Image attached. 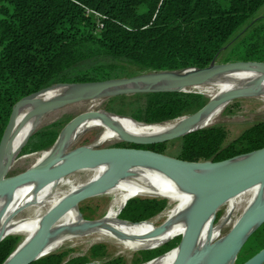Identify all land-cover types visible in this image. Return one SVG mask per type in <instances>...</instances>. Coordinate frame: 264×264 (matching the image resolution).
Instances as JSON below:
<instances>
[{"label": "trees", "instance_id": "trees-1", "mask_svg": "<svg viewBox=\"0 0 264 264\" xmlns=\"http://www.w3.org/2000/svg\"><path fill=\"white\" fill-rule=\"evenodd\" d=\"M263 6L264 0H0V144L14 106L52 85L205 68L215 58L222 63L264 62V17H257ZM127 65L135 69L133 74L126 73ZM190 91L112 96L120 102L112 111L146 124L169 123L209 102ZM234 111L230 104L223 114ZM34 135L24 149H18L20 155L38 150L37 145H51L56 134L47 128ZM226 135L221 124L192 131L178 138L174 157L226 161L252 153L264 147V120L228 144ZM113 146L164 154L167 143L121 141ZM167 207V199L133 197L118 218L146 224ZM21 241L16 235L0 241V264ZM171 242L142 251L135 264L179 245ZM247 245H257V251L264 248V224L249 236ZM104 252V245L97 244L90 257L53 252L30 264H86L102 261ZM102 262L124 264L119 258Z\"/></svg>", "mask_w": 264, "mask_h": 264}, {"label": "water", "instance_id": "water-1", "mask_svg": "<svg viewBox=\"0 0 264 264\" xmlns=\"http://www.w3.org/2000/svg\"><path fill=\"white\" fill-rule=\"evenodd\" d=\"M250 66L264 67V62L229 61L228 63H218L215 58L209 66L205 68L151 71L127 77L108 78L103 81L52 85L37 93L26 96V98L21 99V101L14 106L9 119L10 122L1 139L0 157L17 130H19L29 118L35 115L45 116L53 111L66 108L68 105L91 99L139 93L148 94L149 92H186L184 91L185 88L205 83L216 73L235 68H249ZM141 83H146V86H140ZM66 87L69 88V90L63 95L55 96L46 101L37 98L55 88ZM29 99L34 102L35 107L26 114L22 123L16 126V109L21 104L26 103V101L28 102ZM210 103L211 101L189 116L177 118V120L183 119L184 121L169 135L163 138L139 140L129 134L126 135L122 141L137 144L170 142V140L180 138L192 131L202 129L192 128V126L203 120V115L208 110ZM98 111L99 110H87L86 112L76 115L67 124L64 130L72 133V131L83 121L87 120L88 117L98 116ZM125 118L137 121L129 116ZM137 122L145 126H162L167 124H146L139 121ZM108 123L113 125L111 122ZM34 131L35 129L27 136L26 141ZM58 138L56 139L57 141ZM55 144L52 147H54ZM66 156V161L59 165L56 163L60 157L53 156L48 158L47 162L41 165H32L17 174L7 176L8 172L6 170L0 175L1 195L17 188L31 178H41L48 183L49 181L64 177L69 173L81 169H89V167L110 163L109 169L97 179L94 184L82 191L69 195L62 203L49 211L44 220V226L29 242V245L21 250L12 252L3 264H30V262L40 258V254L47 243L46 241L49 238L52 226L62 215L71 207L79 205L82 200L109 190L119 179L127 176L131 167L138 165L158 168L175 178L185 189L194 192L199 198L192 208L187 231L185 235L180 238L181 241L178 246L179 253L174 264H201L203 262H209L210 264H226L231 262L236 258L237 253L247 242L249 236L258 227L264 224V199H258L253 202L252 206L245 210L240 216L241 218L227 234L213 243H208L203 250L199 252L194 251L195 238L200 227L207 219L214 216L221 205L233 198L232 196L239 195L252 188L254 185L264 182V147L254 150L252 153L240 155L232 158V160L226 161H185L153 150L135 147H99L90 145L82 146L74 151L68 152ZM130 199L128 201H130ZM80 216L84 219L81 212ZM86 221H88L86 224L88 228L96 227L100 223V221L95 219ZM118 221L128 224L140 223L129 222L120 218H118ZM4 238L5 237L1 235L0 241ZM159 256L160 255L140 264L149 263ZM86 264L105 263L91 261ZM241 264H264V248L254 253L250 259Z\"/></svg>", "mask_w": 264, "mask_h": 264}, {"label": "bare ground", "instance_id": "bare-ground-1", "mask_svg": "<svg viewBox=\"0 0 264 264\" xmlns=\"http://www.w3.org/2000/svg\"><path fill=\"white\" fill-rule=\"evenodd\" d=\"M146 86L141 83L140 86ZM201 90L205 95L211 97L208 110L203 115V120L194 124L192 128H204L213 124L222 111L227 107L231 100L236 97L250 95H264V67L250 66L249 68H235L224 70L214 74L208 81L202 84L193 85L185 90ZM69 88H55L38 96V99L49 100L55 96L63 95ZM35 107L34 102L29 99L28 102L21 104L16 110V119L25 112L21 121ZM220 115V116H219ZM47 115H35L29 118L26 123L14 134L7 148L3 150L0 157V175L7 170H11V158L13 155L25 146L27 136L38 127ZM183 119H176L162 126H145L137 121L125 118L124 116L107 112L95 117H88L87 120L79 124L72 133L64 131L61 138L58 139L54 147H51L48 153L37 154L36 165L47 162L48 158L59 156L57 165L64 163L67 159L66 153L68 146L83 135L88 129L93 127H104L108 129L109 136L123 140L126 135H131L139 140L159 139L169 135ZM111 122L113 125L109 124ZM78 140V139H77ZM62 161V162H61ZM110 167V163L101 164L95 167H89L95 172V176L85 185L77 186L65 176L49 181L48 183L41 178H31L17 188L0 195V236H9L12 233H22L25 239L17 247L21 250L33 239L38 231L44 226V220L49 211L57 207L69 195L82 191L94 184ZM81 169V170H89ZM94 174V173H93ZM112 204L108 214L98 220L99 225L88 228L86 220L80 216L79 205L71 207L62 215L50 230L49 238L44 246L40 257L49 255L60 248L63 243L70 238L88 235L94 230H99L100 236L106 240L115 242L121 241L123 246L129 250H145L158 248L168 244L179 233L187 231L189 217L193 206L199 200L194 192L185 189L175 178L167 173L152 166H133L130 168L126 177L119 181L109 190L101 194H110ZM139 194L149 197L166 198L173 205L168 211V217L165 223L156 227L149 228L141 223L128 224L118 221V213L125 207L126 202ZM237 196V195H235ZM240 197H249L245 206L247 210L258 199H264V182L254 185L252 188L240 193ZM232 206V211H233ZM24 210H31L32 217L26 220L13 221V218ZM229 211V214L232 211ZM217 212V211H216ZM216 214V213H215ZM214 216L207 219L200 227L194 246V251L199 252L205 248L208 243H213L220 236V229L214 225ZM25 218V217H24ZM33 218V219H32ZM228 218V217H227ZM28 222V223H26ZM11 227V228H10ZM179 246V245H178ZM153 259L145 264H174L179 253V247ZM15 250V251H16ZM237 260L234 258L226 264H234ZM201 264H210L203 262Z\"/></svg>", "mask_w": 264, "mask_h": 264}, {"label": "rangeland", "instance_id": "rangeland-1", "mask_svg": "<svg viewBox=\"0 0 264 264\" xmlns=\"http://www.w3.org/2000/svg\"><path fill=\"white\" fill-rule=\"evenodd\" d=\"M257 17L258 18L264 17V6L258 11ZM217 62L222 63L219 60ZM125 71L126 73L128 72L131 75L135 72V69L127 65V69ZM185 91L187 92L188 90ZM194 91L195 93L201 95L203 94V96L208 97L209 100L211 98L205 95L201 90H193L190 92H194ZM230 104L232 108L235 109V111L230 115H224L222 111V113L220 114L221 117H219L217 121L213 123V124H221L225 128L227 134L226 135L227 144L230 143L232 140L236 139L237 137H239V135L244 130L249 128L254 122L258 120H264V95L262 96L250 95V96L236 97L233 100H231L228 105ZM117 105H120V102L115 101L113 98L110 97L101 98V99H91L77 104L68 105L66 108L59 109L47 114L44 121L35 129L34 132L36 133L38 130L48 128L49 130L55 132L56 134L54 141L51 143V145L49 144L45 148H43L41 145H37L39 144L37 143L36 145L38 150H35L32 153H27L26 155H20V153H18L17 151L11 158L12 168L8 172L7 176L17 174L19 172L26 170L28 167L32 165H36V161H35L36 155L42 153H48L50 148L57 141L56 139L58 138L60 133L65 129L67 124L76 115L86 112L87 110H99L98 111L99 115L107 112L114 113L112 111V108L116 107ZM64 131L61 133L59 138L63 136ZM34 132L32 133V136L35 134ZM109 132L110 131L104 127H93L91 129H88L87 132H85L83 135L77 138L78 140L76 139L75 142L71 143V145L67 149V154L68 152L74 151L82 146L90 145V146H99V147H109L122 141L121 139L118 138L115 139V137L114 138L110 137ZM100 135L101 137L99 138ZM34 136L32 140L35 139ZM166 143H167V147L164 151V154L168 156H174L179 148L180 141L177 138L170 140V142H166ZM25 147L26 145L24 146V148ZM94 176H95V172L92 171V169H89V170H78L69 173L68 175L65 176V178L68 180L70 179L73 182V184L77 186H82L89 183ZM239 195L232 196L233 198L229 199L227 202L221 205L215 214L214 225H217L218 230L220 229L221 231L220 236L217 238V240H219V238L227 234L233 228V226L238 222V220L241 218L240 216L243 214V211L245 209L249 197H240ZM134 197H142V198L153 197L158 199H166V198L154 197V196L149 197L147 195H142V194H139ZM112 202L113 201H112L111 193L109 195L108 194L94 195V196H90L87 199L82 200V202H80L79 204L78 209L82 213L84 220H90V219L100 220L108 214ZM172 205L173 203L172 202L170 203V201L168 200V207L165 208L158 215L152 217L150 219L151 221L143 225L149 228H156L162 225L163 223H165L168 217V211L171 209ZM232 206H234L233 211L231 210ZM230 210L232 211L231 214H229ZM37 212L38 210H36L34 213L31 210L29 211L24 210L20 212L15 217V219L13 218V221H17L21 219L26 220L30 216L32 217ZM98 233H100L99 230H94L90 232V234L88 235H82V236L70 238V240H67L65 243H63V245L60 248H58L54 252H67L69 254V258L79 257V256L90 257L91 247L97 244H102L105 247V252H104L105 255L102 257L101 259L102 261H111V259L119 258L121 259L122 262H124V264H135V260L141 258L142 251H152L153 249H155L152 248L145 250H133V249L129 250L123 246L121 241L115 242L112 240L111 241L106 240L105 238L101 237L100 234ZM9 235L20 236L22 237V241L25 239V235L22 233H12ZM179 235L184 236L185 232H181L177 234L176 235L177 237L175 236L176 238L172 240V242L175 245L179 244L181 241L180 237H178ZM256 252H257V245L243 246L237 253V260L235 261L234 264H241L245 262L246 260L250 259V257H252ZM102 261H97V262H102Z\"/></svg>", "mask_w": 264, "mask_h": 264}]
</instances>
